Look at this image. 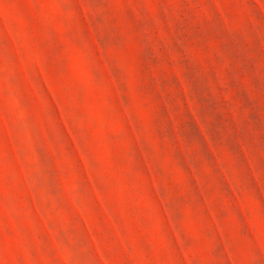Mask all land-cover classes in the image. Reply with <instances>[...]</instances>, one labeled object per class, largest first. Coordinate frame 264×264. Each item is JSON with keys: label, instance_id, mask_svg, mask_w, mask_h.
<instances>
[{"label": "rangeland", "instance_id": "rangeland-1", "mask_svg": "<svg viewBox=\"0 0 264 264\" xmlns=\"http://www.w3.org/2000/svg\"><path fill=\"white\" fill-rule=\"evenodd\" d=\"M0 264H264V0H0Z\"/></svg>", "mask_w": 264, "mask_h": 264}]
</instances>
